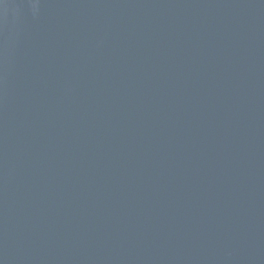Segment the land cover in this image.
<instances>
[{"label":"water","instance_id":"95a60500","mask_svg":"<svg viewBox=\"0 0 264 264\" xmlns=\"http://www.w3.org/2000/svg\"><path fill=\"white\" fill-rule=\"evenodd\" d=\"M0 264H264V0H0Z\"/></svg>","mask_w":264,"mask_h":264}]
</instances>
